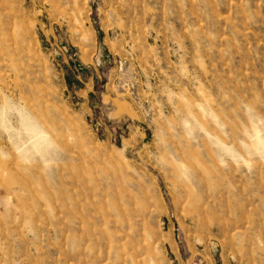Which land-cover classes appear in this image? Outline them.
Wrapping results in <instances>:
<instances>
[{"label":"rangeland","instance_id":"rangeland-1","mask_svg":"<svg viewBox=\"0 0 264 264\" xmlns=\"http://www.w3.org/2000/svg\"><path fill=\"white\" fill-rule=\"evenodd\" d=\"M0 264H264V0H0Z\"/></svg>","mask_w":264,"mask_h":264},{"label":"bare ground","instance_id":"bare-ground-1","mask_svg":"<svg viewBox=\"0 0 264 264\" xmlns=\"http://www.w3.org/2000/svg\"><path fill=\"white\" fill-rule=\"evenodd\" d=\"M75 14V13H74ZM86 33V32H85Z\"/></svg>","mask_w":264,"mask_h":264}]
</instances>
